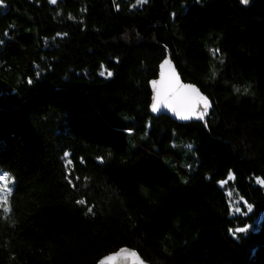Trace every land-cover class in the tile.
Masks as SVG:
<instances>
[{
  "label": "trees",
  "instance_id": "1",
  "mask_svg": "<svg viewBox=\"0 0 264 264\" xmlns=\"http://www.w3.org/2000/svg\"><path fill=\"white\" fill-rule=\"evenodd\" d=\"M0 177V264H264V0H4Z\"/></svg>",
  "mask_w": 264,
  "mask_h": 264
},
{
  "label": "snow or ice",
  "instance_id": "2",
  "mask_svg": "<svg viewBox=\"0 0 264 264\" xmlns=\"http://www.w3.org/2000/svg\"><path fill=\"white\" fill-rule=\"evenodd\" d=\"M52 3H55L56 0H51ZM249 0H243V3L248 4ZM4 0H0V6H3ZM163 69V65L160 66ZM101 77L105 76V72L101 71L99 73ZM113 73L111 71L107 72V76L111 77ZM29 84H32L33 81L30 79ZM152 86L155 89L157 103L152 105V111H157L158 105L163 104L165 107L171 109L176 115H178L182 120H187L190 115L196 113L198 110L206 111L208 108V101L205 97L201 96L196 92L191 86H185L176 79L175 74L165 71L160 72V79L152 80ZM237 91H239L237 89ZM247 92V89L244 90ZM67 157L69 154L64 153ZM102 160V158H101ZM73 162L71 159L68 160V165H71ZM3 177H0L2 180ZM79 203L83 204L84 201ZM251 205H249V208ZM239 211V209H238ZM115 255V254H114Z\"/></svg>",
  "mask_w": 264,
  "mask_h": 264
},
{
  "label": "water",
  "instance_id": "3",
  "mask_svg": "<svg viewBox=\"0 0 264 264\" xmlns=\"http://www.w3.org/2000/svg\"><path fill=\"white\" fill-rule=\"evenodd\" d=\"M161 65H163L164 67H163V69H161V67H160L159 74L155 80L159 81L161 71H165V72L170 71L171 73L175 74L176 79H178L181 84H183L185 86H191L193 89L196 90L197 93L200 94L199 90H197L195 86L190 85L189 83H184L180 79V77L176 71V68L170 59L169 54H167V57L164 59V61L162 62ZM150 89L152 92V103L150 105L151 115H153V116L165 115L166 117L170 118L171 120H173L177 123H182V124L196 121V120H198L204 116L205 111L198 110L196 113L190 115L187 120H182L178 115H176L174 112H172L171 109L165 107L163 104H159L157 111L153 112L152 111V105L156 104L157 100L155 98L156 97L155 89L152 86L151 82H150ZM97 264H149V263H147L139 255V253H137V251L130 249V248H122V249H119L117 252H114L112 254H109V255L102 257Z\"/></svg>",
  "mask_w": 264,
  "mask_h": 264
},
{
  "label": "rangeland",
  "instance_id": "4",
  "mask_svg": "<svg viewBox=\"0 0 264 264\" xmlns=\"http://www.w3.org/2000/svg\"><path fill=\"white\" fill-rule=\"evenodd\" d=\"M4 182V179L0 180V189H1V185L3 184ZM5 190H6V187H5ZM3 192V191H2ZM7 192V191H6ZM4 193V192H3Z\"/></svg>",
  "mask_w": 264,
  "mask_h": 264
},
{
  "label": "bare ground",
  "instance_id": "5",
  "mask_svg": "<svg viewBox=\"0 0 264 264\" xmlns=\"http://www.w3.org/2000/svg\"><path fill=\"white\" fill-rule=\"evenodd\" d=\"M162 64V63H161ZM160 64V66H161ZM159 71H160V67H159ZM159 74V73H158ZM194 86V85H193ZM149 87H150V84H149ZM197 89V88H196ZM198 90V89H197ZM200 92V91H199ZM201 94V93H200ZM202 96V95H201ZM151 103H152V99H151Z\"/></svg>",
  "mask_w": 264,
  "mask_h": 264
}]
</instances>
